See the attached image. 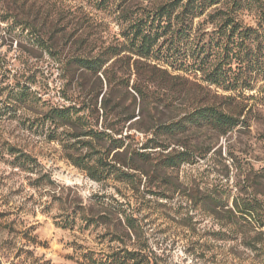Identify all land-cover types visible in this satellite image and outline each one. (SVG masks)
Wrapping results in <instances>:
<instances>
[{
  "label": "rangeland",
  "instance_id": "1",
  "mask_svg": "<svg viewBox=\"0 0 264 264\" xmlns=\"http://www.w3.org/2000/svg\"><path fill=\"white\" fill-rule=\"evenodd\" d=\"M28 3L18 16L27 8L36 15L31 33L1 20L0 0V264H94L141 247L157 264H264V226L257 227L258 216L264 219V106L238 97L227 103V93L182 74L155 84L127 58L106 63L109 78L69 71L71 57L113 43L116 17L141 12L145 0H113L104 10L88 0ZM35 33L52 52L34 43ZM260 85L264 80L244 96H259ZM69 103L82 108L92 129L122 139L114 148L110 139L79 138L98 150L92 160L114 173L121 168L118 176L90 178L67 158L88 147L69 149L50 138L52 126L41 125L38 112ZM205 106L242 112L248 126L220 135L187 121ZM175 121L188 128L154 134L153 123ZM152 138L160 146L149 147ZM185 150L190 158L179 167L162 165L165 155ZM19 153L31 158L23 162ZM234 201L259 208L234 216L227 212Z\"/></svg>",
  "mask_w": 264,
  "mask_h": 264
},
{
  "label": "trees",
  "instance_id": "2",
  "mask_svg": "<svg viewBox=\"0 0 264 264\" xmlns=\"http://www.w3.org/2000/svg\"><path fill=\"white\" fill-rule=\"evenodd\" d=\"M56 3L57 0H45ZM96 9H110L113 0H88ZM148 7L141 12L131 11L116 17L119 31L113 43H109L94 55H78L71 57L68 62L69 71H83L106 75V63L112 59L127 58L129 67L136 72H146L147 80L155 84L166 83L165 78L174 74L201 80L210 89L227 93L225 102L232 103L238 97L252 99L254 103L264 106V85L258 89L259 96L245 97L246 92L255 90L257 83L264 80V0H145ZM28 0H1L3 10L2 21L20 25L21 30L35 29L33 20L29 16V8L24 12ZM33 2L28 3L33 6ZM45 4V3H44ZM20 9V10H19ZM15 12V14L13 13ZM249 17L250 22L245 18ZM45 19H43L44 21ZM14 27V26H13ZM31 31L29 33H31ZM34 43L42 46L47 52H52L48 45L33 34ZM128 63V62H127ZM107 77V75H106ZM178 77V76H177ZM109 78V77H107ZM202 88V85H198ZM139 91V89H138ZM140 92V91H139ZM21 95V94H20ZM11 99V98H10ZM106 110V106L102 105ZM81 107L76 103L69 105L50 106L38 112L41 125L49 124L50 138L56 139L61 145L69 149H83L88 152L83 155H67L71 162L84 170L95 180H102L114 173L108 163L97 158L92 160L98 150L94 149L91 141H80L81 136H90L92 140L110 139L105 131L92 129L85 120V114L80 113ZM114 114L118 115L116 111ZM237 116L227 114L215 106L199 107L187 118L198 125L206 124L213 127L220 135H225L237 127H247V121ZM133 114L124 117L131 120ZM154 134L166 132L176 134L188 128L181 121L170 123H153ZM59 128H62L60 132ZM73 140V141H71ZM115 142L114 148L123 147L122 139H110ZM151 148L160 146L153 138ZM80 144V145H77ZM148 147V146H146ZM167 145H164V149ZM145 157L149 154L145 153ZM23 162L31 157L26 153H19ZM190 158V153L176 151L164 156L162 165L174 168L180 166ZM98 164V165H97ZM100 165V166H99ZM127 165V164H126ZM114 166V165H113ZM131 168V167H130ZM118 171L121 170L115 169ZM117 172L114 173L115 176ZM120 173V172H119ZM123 175L127 173L123 172ZM121 174V175H122ZM258 205L251 201L242 203L241 207L234 201L232 207L227 208L231 215L246 213L251 215L257 211ZM80 217V213L72 211ZM258 228L264 226V219L258 216ZM126 223L134 233L135 225L129 218ZM137 233V232H136ZM94 264H157L141 248L131 250L119 249L106 259L94 261Z\"/></svg>",
  "mask_w": 264,
  "mask_h": 264
}]
</instances>
